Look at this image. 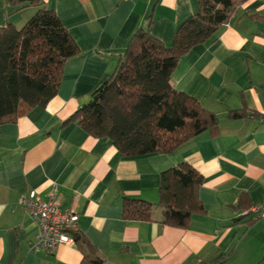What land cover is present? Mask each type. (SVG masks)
Instances as JSON below:
<instances>
[{
  "label": "crops",
  "instance_id": "obj_1",
  "mask_svg": "<svg viewBox=\"0 0 264 264\" xmlns=\"http://www.w3.org/2000/svg\"><path fill=\"white\" fill-rule=\"evenodd\" d=\"M58 15L79 52L61 70L56 95L0 124V264H79L74 241L53 253L31 249L36 221L18 203L33 190L77 215L78 232L101 264H264V219L244 213L264 203V0H231L234 7L214 38L181 56L171 74L176 90L195 97L218 116L215 129L172 152L131 157L109 137H94L77 122H64L113 72L138 27L169 45L198 0H41ZM0 0V26H20L34 12L8 15ZM244 107L242 118L227 110ZM181 161L200 174L204 212L186 227L125 220L121 198L158 201L160 172ZM247 208L238 206L240 194Z\"/></svg>",
  "mask_w": 264,
  "mask_h": 264
},
{
  "label": "trees",
  "instance_id": "obj_2",
  "mask_svg": "<svg viewBox=\"0 0 264 264\" xmlns=\"http://www.w3.org/2000/svg\"><path fill=\"white\" fill-rule=\"evenodd\" d=\"M9 5L8 15L26 6L35 10L20 26L10 21L0 26V124L45 106L58 91L63 63L79 52L58 15L41 0H9ZM233 7L231 0H198V9L178 26L169 45L138 27L110 76L64 122L75 121L94 137H109L125 157L166 154L215 129L217 114L176 90L171 74L182 55L214 38ZM247 114L244 107L227 110L229 118ZM200 182L201 174L181 161L160 172L157 203L123 196L122 217L151 221L158 207L159 223L186 227L192 215L205 210L198 196ZM247 201L242 193L237 204L245 209ZM73 237L83 252L79 264L102 263L88 239L78 231Z\"/></svg>",
  "mask_w": 264,
  "mask_h": 264
},
{
  "label": "built area",
  "instance_id": "obj_3",
  "mask_svg": "<svg viewBox=\"0 0 264 264\" xmlns=\"http://www.w3.org/2000/svg\"><path fill=\"white\" fill-rule=\"evenodd\" d=\"M18 203L36 221L38 231L31 243L32 251L53 253L59 244H73V233L78 231L77 215L62 209L54 201L52 192L47 200H41L33 190L20 195ZM244 213H252L264 219V203L250 207Z\"/></svg>",
  "mask_w": 264,
  "mask_h": 264
}]
</instances>
